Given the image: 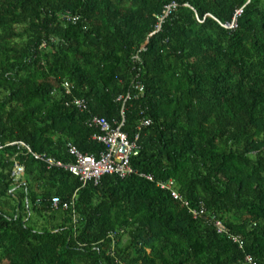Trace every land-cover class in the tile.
Segmentation results:
<instances>
[{"label": "trees", "instance_id": "trees-1", "mask_svg": "<svg viewBox=\"0 0 264 264\" xmlns=\"http://www.w3.org/2000/svg\"><path fill=\"white\" fill-rule=\"evenodd\" d=\"M137 83L123 130L152 123L130 176L80 188L8 145L96 155L87 117L118 120ZM0 147V264H264V0H0Z\"/></svg>", "mask_w": 264, "mask_h": 264}, {"label": "built area", "instance_id": "built-area-1", "mask_svg": "<svg viewBox=\"0 0 264 264\" xmlns=\"http://www.w3.org/2000/svg\"><path fill=\"white\" fill-rule=\"evenodd\" d=\"M177 7L176 4L171 3L170 5H166L161 15L157 19V23L155 25V30H161V24L165 21V19L170 15V13L175 10ZM144 49L142 48L141 51ZM135 60L139 58L134 57ZM65 89H69V83L65 82L63 84ZM132 90H136L137 93L131 94L127 92L125 95H119L116 99L117 102L120 103V118L113 122H109L103 117L90 115L87 117L85 121V125L87 127L93 128L96 130L94 134L91 135V140L101 144L103 146V150L99 151L96 155L81 153L75 146L71 143L66 144L67 154L72 158L71 162L63 163L59 160L54 159L53 157L47 156L45 154H35L31 151V149L22 142H14L9 143L10 146H17V148L26 149L28 154H31L34 159L43 162L47 165V168H60L69 172L71 175L76 177L81 184V187H84L86 184H92L93 186H97L102 177L106 175H116L120 178H125L134 173L133 168L130 165L131 159L138 155L140 151L139 141V133L136 131H140L141 129L148 127L151 124V120L148 118H143L140 121V124L136 126L135 133L133 136H128V134L123 130L125 125V111L127 110V103L132 101H138L143 95V86L139 83L132 87ZM65 106L72 107L76 109L80 113H88V104L83 98L72 99L65 103ZM2 147H0L1 149ZM24 171V168L15 162L13 164L12 176L18 177ZM144 176V178L151 180L150 176ZM15 178V179H16ZM161 189H164L169 192L170 197L179 202H184L182 196L175 188V183L172 181H168L167 183L159 184ZM75 200V194L71 198L69 202H64L61 204L62 209L66 210L73 205ZM52 206H57L60 204V200L58 197L54 196L50 200ZM193 215L195 217L203 215L204 209L200 207L199 210H193ZM215 227L217 228V233H222L225 231L224 226L219 222H214ZM113 237V234H110ZM232 240L237 241V239L233 238ZM247 264H253L251 257L247 256L245 258Z\"/></svg>", "mask_w": 264, "mask_h": 264}, {"label": "clouds", "instance_id": "clouds-1", "mask_svg": "<svg viewBox=\"0 0 264 264\" xmlns=\"http://www.w3.org/2000/svg\"><path fill=\"white\" fill-rule=\"evenodd\" d=\"M240 12H241V10H239L236 14L237 15H239L240 14ZM237 15L236 16H234V18H233V20H232V22L227 26L228 28H234L235 26H236V24H235V18L237 17ZM152 123V122H151ZM146 128V127H145ZM145 128H143V129H145ZM23 143V142H22ZM25 144V143H24ZM26 145V144H25ZM16 148H17V146H16ZM17 149H20V148H17ZM24 150H26V149H24ZM15 162H17V161H14V163ZM13 163V164H14ZM18 163V162H17ZM64 163V162H63ZM46 165V164H45ZM47 166V165H46ZM52 168H55V167H52ZM52 168H48V169H52ZM12 169H13V167H12ZM57 169H60V168H57ZM69 173V172H68ZM73 176V175H72ZM80 188H83V187H80ZM77 191H75V193H76ZM111 234H113L114 235V237L116 236V234L115 233H111Z\"/></svg>", "mask_w": 264, "mask_h": 264}, {"label": "rangeland", "instance_id": "rangeland-1", "mask_svg": "<svg viewBox=\"0 0 264 264\" xmlns=\"http://www.w3.org/2000/svg\"><path fill=\"white\" fill-rule=\"evenodd\" d=\"M227 28H228V27H227ZM31 220H33V218H32Z\"/></svg>", "mask_w": 264, "mask_h": 264}]
</instances>
